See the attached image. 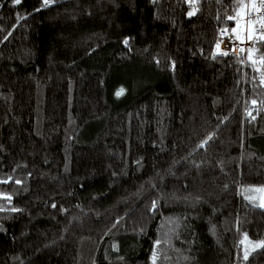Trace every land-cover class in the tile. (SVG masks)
<instances>
[{"label": "trees", "instance_id": "1", "mask_svg": "<svg viewBox=\"0 0 264 264\" xmlns=\"http://www.w3.org/2000/svg\"><path fill=\"white\" fill-rule=\"evenodd\" d=\"M242 1L0 0V264H264Z\"/></svg>", "mask_w": 264, "mask_h": 264}, {"label": "built area", "instance_id": "2", "mask_svg": "<svg viewBox=\"0 0 264 264\" xmlns=\"http://www.w3.org/2000/svg\"><path fill=\"white\" fill-rule=\"evenodd\" d=\"M199 0H184L187 5H194ZM250 0H243L242 4H248ZM261 0H256L257 4H260ZM241 8L239 9V11ZM250 9H244L242 11V15L244 19H240L237 17L236 13L231 14L229 17H233V19L227 18V25L221 26L215 37V48L214 53L221 57H226L231 54H242L243 57L249 53V50L258 42L264 41L260 40L259 37L264 34V29L260 28L259 23L255 25V28L258 29L256 31L255 36L252 40H248V31H247V20L248 13ZM259 17H264V9H262L259 13L251 12V19L257 20ZM237 19H240V25L237 27ZM235 29V31H233ZM239 36V38H237ZM219 45V48H217ZM243 49V51H242ZM223 53H227V55H223Z\"/></svg>", "mask_w": 264, "mask_h": 264}, {"label": "snow or ice", "instance_id": "3", "mask_svg": "<svg viewBox=\"0 0 264 264\" xmlns=\"http://www.w3.org/2000/svg\"><path fill=\"white\" fill-rule=\"evenodd\" d=\"M20 2H21V0H14L15 4H19ZM49 2H50V0H44L45 5H47ZM244 9H250V11L248 13H246V15L248 16V20H247L248 36H247V39L252 40L255 36L256 31H258V29L255 28V25L257 23H259L260 28L264 29V17H259L257 20H253V19H251V12L254 11V12L259 13L262 9H264V0H261L260 4H257L256 0H250V2L248 4H242L241 10L237 11V13H236L237 17H240V19H244V16L242 15V11ZM190 15H192V13H190ZM229 19H233V17H229ZM240 19H237V21H236L237 27H239V25H240ZM233 31H235V29ZM237 38H239V36H237ZM259 39L264 40V34H262L259 37ZM217 48H219V45H217ZM242 51H243V49H242ZM249 51L251 53L252 50L250 49ZM223 55H227V53H223ZM250 59H251V55H250ZM261 63H264V60H262ZM262 83H264V76H262ZM122 92H123V89H121V91L118 92L117 95L122 94ZM253 103H255V101H253ZM201 147H203V145H201ZM261 191H264V189H262ZM8 199H11V198L8 197ZM259 207L264 208V202H261L259 204ZM255 247L256 248H264V242L256 244ZM244 259H246V260L248 259L247 253H245ZM153 261L155 264V256L153 258Z\"/></svg>", "mask_w": 264, "mask_h": 264}, {"label": "rangeland", "instance_id": "4", "mask_svg": "<svg viewBox=\"0 0 264 264\" xmlns=\"http://www.w3.org/2000/svg\"><path fill=\"white\" fill-rule=\"evenodd\" d=\"M262 189H264V188H262ZM262 189H259V190L257 189V192L259 194V197H258L259 199H258V202L256 203V206H258V207H259V204L261 202H264V191H261ZM262 209H264V208H262Z\"/></svg>", "mask_w": 264, "mask_h": 264}, {"label": "bare ground", "instance_id": "5", "mask_svg": "<svg viewBox=\"0 0 264 264\" xmlns=\"http://www.w3.org/2000/svg\"><path fill=\"white\" fill-rule=\"evenodd\" d=\"M246 58V57H245Z\"/></svg>", "mask_w": 264, "mask_h": 264}]
</instances>
